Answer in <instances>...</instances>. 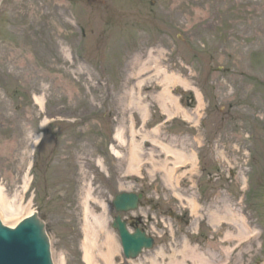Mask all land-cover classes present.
<instances>
[{
	"label": "rangeland",
	"instance_id": "obj_1",
	"mask_svg": "<svg viewBox=\"0 0 264 264\" xmlns=\"http://www.w3.org/2000/svg\"><path fill=\"white\" fill-rule=\"evenodd\" d=\"M0 16V187L19 208L5 224L38 211L54 263L86 264L91 191L115 264L264 263V0H4ZM124 191L145 194L156 238L136 260L111 225Z\"/></svg>",
	"mask_w": 264,
	"mask_h": 264
},
{
	"label": "water",
	"instance_id": "obj_2",
	"mask_svg": "<svg viewBox=\"0 0 264 264\" xmlns=\"http://www.w3.org/2000/svg\"><path fill=\"white\" fill-rule=\"evenodd\" d=\"M138 199L134 193H122L117 196L114 206L118 211L136 209ZM6 225L0 219V264H54L46 225L37 212L21 221L16 228ZM113 226L120 232L128 258H137L143 248H153L152 237L140 229L131 233L120 216L116 217Z\"/></svg>",
	"mask_w": 264,
	"mask_h": 264
},
{
	"label": "bare ground",
	"instance_id": "obj_3",
	"mask_svg": "<svg viewBox=\"0 0 264 264\" xmlns=\"http://www.w3.org/2000/svg\"><path fill=\"white\" fill-rule=\"evenodd\" d=\"M172 76L170 78H167V82L171 81ZM166 82V81H165ZM161 106L162 109L168 114V116H172L174 112V110H169L167 107V96L166 99H162L161 101ZM35 103L37 105H39L42 109L45 108V101L44 98L42 96H35ZM143 110V108H142ZM178 109H175V111ZM144 115V114H143ZM44 126V123H43ZM115 139L120 143H124L126 141L125 136H124V132L121 128H119L116 131L115 134ZM137 143H135L136 145ZM112 152L114 155L119 156V152L112 148ZM134 152L136 153V146L133 147V155H132V159L129 163V167L130 169H134L135 167H137V160L138 158L136 157V155L134 154ZM171 153H173L171 150L169 151ZM175 154V152H174ZM177 159H182V157H186L189 158V155H186L185 152H181V153H177V155L175 154ZM97 165L100 167V169L102 171L105 170L104 164L99 161L97 163ZM26 185H28V179H26L25 182ZM92 195H91V191H88L85 197V201H84V232H85V237H84V242H83V261L86 264H95L96 263V257H97V250L101 251L102 247L104 246V241L103 243H101V237H103L105 239V243L108 247V251L105 254V259L107 261V264H115L114 260L116 258V252L119 249V245L118 242L114 236L113 233H107L106 236H101V231L104 230L106 228L107 225V219L105 217V212L107 211V206L103 203V202H99L96 201V203L102 208V213L101 214H95L90 206L89 203L92 201ZM16 206H14L12 204V200L8 197H6L3 189L0 187V214L3 217V222L5 223V219H13L15 217H17V212L19 210V208H14ZM240 226V224H238ZM239 230H241L240 234H239V240H242V237L246 235L247 231L243 228V227H239ZM100 236V237H99ZM189 247H186V251L184 250L182 252V254L186 257V253L189 254L188 251ZM212 264H214V262H212Z\"/></svg>",
	"mask_w": 264,
	"mask_h": 264
},
{
	"label": "flooded vegetation",
	"instance_id": "obj_4",
	"mask_svg": "<svg viewBox=\"0 0 264 264\" xmlns=\"http://www.w3.org/2000/svg\"><path fill=\"white\" fill-rule=\"evenodd\" d=\"M0 21H1V18H0ZM17 27L20 28V30L23 32V34H26L27 33V29L24 26H22V25H20V26L19 25H16V28ZM173 215H175V214H173ZM176 217H177L178 220H182L183 221V219H181L180 216L176 215ZM124 218H125V220L128 221V223L131 226H133V228L140 227L142 229H145L146 226H147V223H144V220L142 218L140 219L139 217L134 216L132 213L126 214ZM186 222L188 223V221H186Z\"/></svg>",
	"mask_w": 264,
	"mask_h": 264
}]
</instances>
